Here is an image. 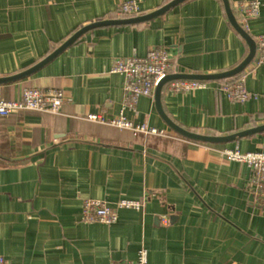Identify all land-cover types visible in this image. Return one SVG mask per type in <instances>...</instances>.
I'll return each mask as SVG.
<instances>
[{
    "label": "crops",
    "instance_id": "crops-1",
    "mask_svg": "<svg viewBox=\"0 0 264 264\" xmlns=\"http://www.w3.org/2000/svg\"><path fill=\"white\" fill-rule=\"evenodd\" d=\"M128 1L143 16L174 0H0V77L38 65L84 27L127 19L119 10ZM250 1L260 4L248 23L255 39L264 34V0L229 3L240 24L237 6ZM157 47L168 48L179 73L190 75L231 71L249 54L222 0H189L146 23L94 28L36 74L0 86L5 101L20 100L25 88H59L66 97L58 115L0 118V257L9 264H112L136 261L142 250L148 264H264V200L251 194L249 168L223 155L264 153V132L204 144L172 131L155 99L126 109L125 78L112 67ZM220 84L185 94L165 86L163 110L179 127L211 137L264 125V66L246 69L251 98L243 104ZM122 111L168 138L86 120ZM123 199L144 207L119 211L112 226L82 221L86 200L116 207Z\"/></svg>",
    "mask_w": 264,
    "mask_h": 264
},
{
    "label": "built area",
    "instance_id": "built-area-1",
    "mask_svg": "<svg viewBox=\"0 0 264 264\" xmlns=\"http://www.w3.org/2000/svg\"><path fill=\"white\" fill-rule=\"evenodd\" d=\"M242 14L240 26L248 33V23L260 13V4L257 1L241 2L237 6ZM123 18H134L142 15L141 8L135 1L124 2L119 10ZM256 43V65L264 66V34L254 39ZM111 73L122 75L125 78V90L127 95L126 109L135 110L142 97L155 99L156 89L159 83L166 77L179 74L176 58L168 48L157 47L151 49L146 57H130L117 59ZM219 90L229 95L234 103L243 104L251 95L245 87V72L230 83L220 81ZM208 82L176 80L166 86L169 91L176 94H185L204 89ZM66 101L62 89L25 88L22 98L18 101L0 100V118H8L22 112H35L41 114L58 115ZM87 121L108 125L119 130L130 131L134 136L168 138L165 131L149 128L146 125H135L130 121L124 111L113 119H106L103 115H88ZM225 159L232 163L245 165L252 176V195L264 200V153H241L238 150L223 151ZM142 201L123 199L116 207H110L100 200H86L83 205L82 221L86 224H103L112 226L118 222L119 211L143 209ZM146 250L140 251L136 261L115 262L112 264H148ZM0 264H9L0 257Z\"/></svg>",
    "mask_w": 264,
    "mask_h": 264
},
{
    "label": "water",
    "instance_id": "water-1",
    "mask_svg": "<svg viewBox=\"0 0 264 264\" xmlns=\"http://www.w3.org/2000/svg\"><path fill=\"white\" fill-rule=\"evenodd\" d=\"M189 0H174L171 3L167 4L166 6L162 7L161 9L150 13L148 15H143L139 17H134L130 19H123V20H110V21H102L93 23L87 27H84L80 31H78L76 34H74L69 40H67L61 47L56 49L52 54H50L47 58H45L42 62H40L38 65L32 67L31 69L17 74L10 77H0V86L3 85H9L14 84L17 82H20L26 78H29L30 76L36 74L40 69H42L44 66H46L48 63L56 59L60 54H62L65 50H67L69 47H71L80 37H82L86 32L97 28L101 26H108V25H137L149 22L153 19H156L158 17H161L165 15L167 12H169L172 8H175L184 2ZM226 9L227 17L232 25V27L235 29V31L245 40L249 47V54L247 58L235 69L220 73V74H214V75H190V74H176L166 77L164 80H162L155 93V105L156 109L161 116V118L165 121L167 126L180 135L181 137L188 139L190 141L204 143V144H219V143H230L234 142L238 139L251 137L260 133L264 132V125L260 127H256L254 129H250L247 131H243L241 133L231 135L228 137H211V136H205L200 135L197 133H192L190 131H187L178 125H176L164 112L162 107V92L164 87L176 80H190V81H200V82H220L225 81L226 83L233 82L235 79L240 77L243 72L246 71V69L255 61L256 56V43L252 37L243 30V28L238 23L236 17L233 14V11L231 9L229 0H222Z\"/></svg>",
    "mask_w": 264,
    "mask_h": 264
}]
</instances>
